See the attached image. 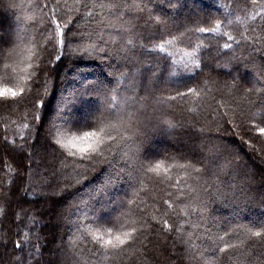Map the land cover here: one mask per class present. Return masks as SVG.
Masks as SVG:
<instances>
[{"label": "trees", "instance_id": "obj_1", "mask_svg": "<svg viewBox=\"0 0 264 264\" xmlns=\"http://www.w3.org/2000/svg\"><path fill=\"white\" fill-rule=\"evenodd\" d=\"M192 1L200 8L190 6L188 0H182L186 7L175 10L170 5L166 6L169 4L168 0H143L152 9L151 13L133 10L130 14H125L124 20L135 29L132 37L137 44L135 50L127 55L102 54L101 61L82 58L66 48L61 60L55 61L50 54L52 45H48L49 51H40V68L47 69L39 72L37 82L40 87L37 89L33 86L29 92L25 85V95L23 98L18 97V103L0 101V264H17V255L22 256L25 264H72L76 257L70 251V239L77 226L82 222L90 223L93 214L111 219L126 209L129 199H136L138 202L143 199L141 208L152 227L145 232L147 239L141 237L142 243L137 242L117 260H109L104 264H204L205 259H212L217 255L220 256L217 264H233L227 255L214 251L215 246L211 241L195 239L196 235L203 234L204 226L195 232L185 224V231H194L193 240L197 245L189 248L184 243L187 239L185 236L177 238L175 230L167 232L152 220L153 215L160 218L166 209L165 199H174V188L169 189L156 184L154 180L146 179L147 187L138 197L133 196L140 186L126 172H120L124 163L119 156L112 160L110 166L102 164L89 170L86 178L81 177L77 182L72 167L67 162H61L59 153L53 151L55 146L45 139L48 121L57 108L68 102L81 87L82 75H87L89 79H102L109 87L118 86L121 94L136 95L146 105L141 113L148 117L143 131L162 154L165 150L168 153H174L177 149L183 151L187 158L200 162L198 167L209 170L206 179L214 178L210 173L218 165L229 162L224 173L236 174L220 175L223 183L219 187L225 194L218 195L213 190L205 212L207 227L216 231L219 226L222 234L223 231H232L238 224H246L264 215V134L259 132V127H264V124L259 122L261 112L255 103L258 101L255 89L264 86V43L233 45L232 49H224V38L212 33H196L191 36L190 44L202 42L205 46L200 52L201 66L192 71L177 68V76L170 75L173 71L172 61L164 53H149L145 50L151 48L153 43L166 39L165 31H176L174 20L183 22L184 17L194 15L204 21L200 25L204 27L216 20H224L228 13L235 17L243 16L245 10L249 13L252 11L250 0ZM30 2L42 3L44 0H13L15 5L22 7L11 9H5L3 3H0V19L5 24L11 21L14 29L23 27V22L18 23L16 17H22L25 12L30 11ZM127 2L131 4L133 0ZM150 15L168 19L166 29L149 20ZM78 21L79 28L84 29L87 22L78 17H74L70 27H74ZM48 27V24L41 25L37 21L34 25L37 41L43 39L41 34H46ZM249 27L257 29L255 33L249 31V36H264V25L259 19L250 22ZM231 30L233 35H237L243 29L233 24ZM149 36H154V39L148 40ZM78 40L79 37L73 38V48ZM140 44L144 45L143 49L139 47ZM179 47L186 46L181 44ZM186 50L191 51V48ZM174 58L179 60L180 55L177 54ZM62 70L70 72L69 79L63 80L60 77ZM0 75L3 73L0 72ZM0 83L15 87L14 80L5 79ZM190 87L203 88L207 92L198 114L186 110L191 106V101L182 106L174 104V111L154 104L156 97L174 95L176 91L184 92ZM37 97L42 98L45 104L39 113L33 106ZM55 98L59 99L56 105L53 103ZM224 101L227 105L221 107L220 103ZM77 108L78 104L73 106V110ZM233 110L235 119L233 123H227L233 118ZM162 112L178 122V127L172 134L163 133L157 127ZM225 112L228 113L227 116L224 115ZM253 113H257L255 118H252ZM33 114H40L44 123L35 121ZM25 121L29 124V129L21 131L20 126ZM200 127L205 129L203 136L197 131ZM21 136L24 138L21 139ZM193 151L196 153L194 158L191 155ZM217 155L220 159L214 160L213 157ZM33 160H39L40 163L34 167ZM110 178L111 185L101 192V187ZM168 191L173 192V197L167 195ZM101 205H104L103 209ZM180 206V201H176L175 210L168 209V216L165 217L173 229L185 219ZM154 208L160 211L156 212ZM192 220H196L195 215ZM25 233L27 240L24 238ZM57 234H60L58 241L55 240ZM150 236L161 238L166 244L165 248H169V253L162 258L148 257L152 255L148 252L149 244L146 243ZM17 242L21 244L22 251L15 247ZM81 247L85 248V255H91L87 251L91 245ZM251 252L253 255L248 260L252 264H264V244H255ZM92 260L95 262L99 257H92Z\"/></svg>", "mask_w": 264, "mask_h": 264}, {"label": "snow or ice", "instance_id": "obj_2", "mask_svg": "<svg viewBox=\"0 0 264 264\" xmlns=\"http://www.w3.org/2000/svg\"><path fill=\"white\" fill-rule=\"evenodd\" d=\"M250 2L252 5L250 13L245 10L243 16L235 17L228 13L224 20H216L210 26H200L204 21L194 15L184 17L183 22L174 20L176 31L174 33L165 31L166 39L153 43L151 48L145 50L149 53H164L172 61L173 71L170 75L177 76V68L192 71L201 66L200 52L205 46L202 42L190 44L191 36L196 33H212L224 38L225 42L222 45L224 49H232L233 45L262 44L264 36H249L248 32L255 33L257 30L255 27H249L250 22L259 19L264 25V0H250ZM0 3H3L5 9L22 7L15 5L13 0H7L6 3L0 0ZM168 3L174 10L186 7L182 0H168ZM28 8L30 11L25 12L22 17H16L18 23L23 22V27L14 29L11 21L5 24L3 19H0V53H2L0 72L3 73L0 75V81L5 79L15 81V87L0 83V101L5 103L9 101L18 103V97L23 98L25 95V85L28 86L29 92L33 86L37 89L40 87L37 82L39 72L47 71L40 68V51H49L48 45H52L50 54L55 61L61 60L66 48L82 58L101 61L103 55H127L135 50L137 44L132 37L135 29L124 20L125 14H130L133 10L138 13L152 12L143 0L140 2L133 0L131 4L127 0H71V2L44 0L42 3L30 2ZM74 17L87 22L84 29L79 28V21L74 27H70ZM149 20L154 21L158 26H164L165 29L169 22L160 15H150ZM37 21L41 25L45 23L49 25L46 34H41L43 37L41 41H37L35 35L34 25ZM233 24L243 29L237 35H233L231 30ZM222 28L225 30L221 31ZM76 37H79V40L73 48V38ZM147 39L153 40L154 36H149ZM181 44L186 47L180 48ZM139 47L143 49L144 45L140 44ZM188 47L191 51L186 50ZM177 54L180 55L179 60L174 58ZM82 81L81 87L73 97L58 107L52 119L48 121L49 127L45 137L47 142L55 146L53 151L59 153L61 162H67L72 167L77 182L81 177L86 178L89 170H94L96 166L102 164L110 166L112 160L119 156L124 163L120 172H126L140 186L133 196L138 197L147 187L146 179L154 180L156 184L164 185L166 188L175 189L174 199L164 200L167 207L160 218L152 216L156 224L161 225L167 232L175 230L177 238L181 235L185 236L187 239L184 243L189 248L197 245L193 240L194 231H185V224L195 232L204 226L203 234L196 235L195 239L211 241L215 246L214 251L227 255L228 260L233 264H252V261L248 260V257L253 255L251 248L257 243L264 244V215L246 224H238L232 231H223L222 234L219 226L216 231L206 226L205 212L213 190L218 195L225 194L219 187L220 183H223L220 175L236 174L224 173L229 162L218 165L216 170L210 173L214 178L206 179L209 170L198 167L199 161L187 158L179 149L174 153L165 150L162 154L159 147L151 143L148 135L143 131L148 117L141 113L146 105L136 95L121 94L118 86L109 87L99 78L89 79L87 75H82ZM255 91L258 95V101L255 103L261 112L259 122L264 124V86ZM45 93H47L46 81ZM206 96L205 89L190 87L184 92L176 91L174 95L156 97L154 104L174 111V104L182 106L191 101V106L186 110L198 114ZM77 104L79 108L73 110V106ZM226 105V101L220 103L221 107ZM33 106L39 113L45 107L44 100L37 97ZM224 115L227 116L228 113L225 112ZM256 116L257 113L252 114V118ZM33 119L41 124L44 123L40 114H33ZM234 119L233 110V118L227 123H233ZM158 121L157 127L166 134H172L178 127V122L169 118L166 112H162ZM20 127L21 131L27 130L29 124L25 121ZM197 131L203 136L205 129L200 127ZM259 132L264 134V127H259ZM23 138L21 136V139ZM191 155L194 158L196 153L193 151ZM213 159H220V156L217 155ZM111 183L110 178L100 191L103 192ZM167 195L173 197L174 194L168 191ZM176 201H180V212L185 219L173 229L172 224L165 217L168 216V209L175 210ZM141 204H144L143 199L139 202L136 199H129L126 209L111 219L101 214H93L90 223L79 224L70 239V251L76 257L72 264H104L109 260L114 261L132 249L137 242L142 243L141 237L147 239L145 232L151 229L152 224L144 214ZM103 208L104 205H101V209ZM154 210L160 211L158 208ZM194 215L196 220H192ZM85 219L87 220L88 217L86 216ZM106 224L111 226H105ZM24 238L28 239L27 233ZM81 245H91V248L87 249L90 256L85 255V248ZM15 247L22 251L19 242ZM92 257H99V260L94 262ZM219 259L220 256L217 255L212 259H205L204 264H217ZM16 261L17 264H25L20 255L16 256Z\"/></svg>", "mask_w": 264, "mask_h": 264}, {"label": "rangeland", "instance_id": "obj_3", "mask_svg": "<svg viewBox=\"0 0 264 264\" xmlns=\"http://www.w3.org/2000/svg\"><path fill=\"white\" fill-rule=\"evenodd\" d=\"M155 1H159V0H155ZM188 4L190 6L200 8V6L197 3L193 2L192 0H188ZM166 6H169V4ZM80 59H82V58H80ZM85 59H87V58H85ZM99 64L103 65V62L99 61ZM69 76H70V72H66L64 70L60 71V77H62L63 80L69 79ZM66 92H68V90H66ZM58 101H59V99L55 98V100H53V103L56 105V104H58ZM45 116H46V114H45ZM261 158H263V157L261 156ZM32 163H34V167H35L40 162H39V160H33ZM45 210L47 211V207H45ZM55 240L56 241L60 240V234L56 235ZM146 243H147V245L148 244L150 245V246L148 245V248H149L148 252L152 254V255H148V257H150V258L152 257L153 259H155L156 256H158V257L160 256V258H162L165 255H167V253H169V248H165L166 244H165V242L162 241L161 238H155V237L150 236V237H148V240ZM155 264H157V263L155 262Z\"/></svg>", "mask_w": 264, "mask_h": 264}]
</instances>
